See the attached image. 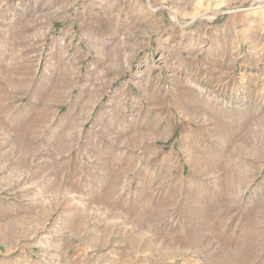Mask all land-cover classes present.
<instances>
[{
  "label": "rangeland",
  "instance_id": "1",
  "mask_svg": "<svg viewBox=\"0 0 264 264\" xmlns=\"http://www.w3.org/2000/svg\"><path fill=\"white\" fill-rule=\"evenodd\" d=\"M0 264H264V0H0Z\"/></svg>",
  "mask_w": 264,
  "mask_h": 264
},
{
  "label": "water",
  "instance_id": "2",
  "mask_svg": "<svg viewBox=\"0 0 264 264\" xmlns=\"http://www.w3.org/2000/svg\"><path fill=\"white\" fill-rule=\"evenodd\" d=\"M150 8H152L151 4H149ZM164 8H168V7H164ZM249 8H237V9H232V10H216V11H213V13L215 14H220V15H224V14H227V13H236V12H240V11H244V10H248ZM156 9H153V11H155ZM196 19H193V20H190L189 22H187L185 25L188 26V25H191Z\"/></svg>",
  "mask_w": 264,
  "mask_h": 264
}]
</instances>
